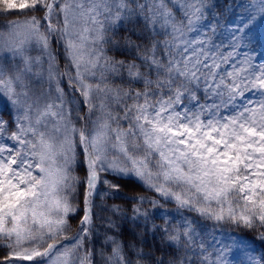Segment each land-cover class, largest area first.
Here are the masks:
<instances>
[{"label": "snow or ice", "instance_id": "snow-or-ice-1", "mask_svg": "<svg viewBox=\"0 0 264 264\" xmlns=\"http://www.w3.org/2000/svg\"><path fill=\"white\" fill-rule=\"evenodd\" d=\"M0 17V264H264V0Z\"/></svg>", "mask_w": 264, "mask_h": 264}, {"label": "trees", "instance_id": "trees-1", "mask_svg": "<svg viewBox=\"0 0 264 264\" xmlns=\"http://www.w3.org/2000/svg\"><path fill=\"white\" fill-rule=\"evenodd\" d=\"M121 35H123V33H121ZM157 39H163V37H157ZM78 174L83 175V173H78ZM100 187H101V189L103 188L102 185H101ZM81 200H82V197H81ZM101 203H102V201H100L99 197H97V204H101ZM106 203H107L108 205H111L112 203H117V204H121V205L123 206V202H122V201H119V200H115V201H113V200L110 199V198L107 200ZM169 207H172V206L170 205ZM97 211H99V209H97ZM102 215L107 216V215H109V213H103ZM77 222H78V221H77ZM97 223H99V221H97ZM209 231H211V229H209ZM209 251L211 252V249H209ZM0 257H2V253H0ZM97 259H99L98 256H97ZM246 259H247L246 256H244L243 254H239V255L233 257V264H241V262H242L243 260H246Z\"/></svg>", "mask_w": 264, "mask_h": 264}, {"label": "rangeland", "instance_id": "rangeland-1", "mask_svg": "<svg viewBox=\"0 0 264 264\" xmlns=\"http://www.w3.org/2000/svg\"><path fill=\"white\" fill-rule=\"evenodd\" d=\"M141 2H143V0H141ZM167 2L169 3V7H171V0H167ZM213 2L216 3L217 5L223 6V5H226L228 3H240V2H242V0H213ZM213 11L216 12L217 10L214 9ZM239 11H240V9H237V12H239ZM176 15H177V19H179L180 18V13L177 12ZM225 15L227 16V13ZM11 18H15V17H10L9 19H11ZM62 66L63 65L61 64V67ZM34 86H35L37 92H39L40 84L37 82V83H35ZM44 87L46 88L47 85L45 84Z\"/></svg>", "mask_w": 264, "mask_h": 264}]
</instances>
